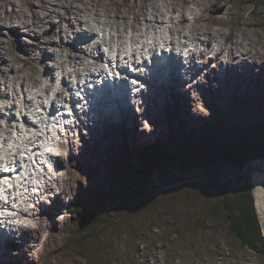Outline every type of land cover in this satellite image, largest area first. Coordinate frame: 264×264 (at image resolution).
Instances as JSON below:
<instances>
[{"label":"rangeland","instance_id":"obj_1","mask_svg":"<svg viewBox=\"0 0 264 264\" xmlns=\"http://www.w3.org/2000/svg\"><path fill=\"white\" fill-rule=\"evenodd\" d=\"M212 34L217 42L207 53L202 42L212 44ZM189 40H198L197 46ZM109 42L126 61L125 56H147L161 46H170L167 56L184 50L183 62L177 56L175 64L185 69L187 80L181 83L172 68L169 81L145 82V90L135 87L134 99H122L128 104L118 108L123 117L116 124L132 134L125 139L116 140L120 131L99 121L92 109L85 110L92 119L87 122L84 105L80 110L77 105L79 114L59 116L55 123L47 115L42 119L39 111L48 108L54 92L64 94L66 82L70 86L72 78L75 83L107 59L114 61L113 53L107 56ZM105 70L117 75L114 66ZM153 71L159 77L163 73ZM101 103L100 113L112 115L114 103ZM133 122L142 135L127 139L135 137ZM1 125L9 127L1 131ZM213 126L221 135L210 147L204 139ZM30 133L56 155L48 159L53 171L42 169L48 174L34 189V207L33 193L16 192L12 204L20 209L7 210L15 214L0 225L14 234L0 248V264H264V257L242 249L228 235L221 210L226 182L234 178L221 161V145L236 140L250 157L241 185L251 179L264 234V202H259L264 201L259 195L264 189V0H0V159L26 158L29 151L16 154L14 149L27 146ZM155 139L164 150L158 143L150 146ZM187 143L193 162L208 154L211 165L186 175L157 160L168 150L184 152ZM140 170L154 181L155 197L135 206L114 205L104 197L114 180ZM82 203L103 216L76 241L80 235H70Z\"/></svg>","mask_w":264,"mask_h":264},{"label":"trees","instance_id":"obj_2","mask_svg":"<svg viewBox=\"0 0 264 264\" xmlns=\"http://www.w3.org/2000/svg\"><path fill=\"white\" fill-rule=\"evenodd\" d=\"M217 138L218 133L212 131L208 132L204 140H207V144L210 145L214 144ZM161 150H164V148L161 147ZM177 150L176 154L168 150V152L157 156V160L163 162L162 166L164 168L171 169L172 171L175 170V172L190 170L194 166L192 146L187 143L184 152L180 151L181 149ZM146 157L147 159L149 158L148 156ZM248 160L246 150L236 140L224 142L222 161L225 165L237 169L238 176L226 182L228 188L227 191L223 192L221 210L227 223L228 235L238 242V245L242 249L253 251L255 254L264 257V234L259 218L254 210L255 207L250 190V183L246 182L242 186L243 179L239 175ZM202 164L207 165V161L205 162L203 160ZM136 166L137 164L135 163L131 169L136 170L137 168L134 169ZM138 172L134 173L132 177L126 175L120 176L113 183L114 185L109 190V195L104 197L114 205L122 203L131 205L149 200L155 190L152 179L147 177L145 171L140 170ZM190 172L188 171L187 174ZM233 189L236 191L234 195H232ZM80 207L82 211L77 209V213H82L81 217H78L79 220H75L74 227L76 230L72 229L73 232L70 235L75 239L76 235L79 234L80 236L75 239L76 241L81 238V234L83 236L89 234L93 230L94 225L103 216V213L95 210L94 207L87 209L83 203Z\"/></svg>","mask_w":264,"mask_h":264},{"label":"bare ground","instance_id":"obj_3","mask_svg":"<svg viewBox=\"0 0 264 264\" xmlns=\"http://www.w3.org/2000/svg\"><path fill=\"white\" fill-rule=\"evenodd\" d=\"M186 29V28H185ZM135 30V29H134ZM188 30H190V29H188ZM195 30V29H194ZM191 32V31H190ZM189 33V32H188ZM193 33V32H192ZM94 34V33H93ZM86 36V35H85ZM211 39H212V44L211 43H209L207 40H206V42L204 41V42H202V44L203 45H205L206 46V48H205V51H207V53L214 47V45H213V43L214 42H217V40H216V35L215 34H212V36H211ZM97 42V41H96ZM189 42H191L192 44H194L195 46H197V44H198V40H189ZM89 45V44H88ZM88 45H86V46H88ZM180 46V48H182L183 46H181V44H179ZM85 46V47H86ZM165 47H167V46H162V49L163 50H165ZM168 47H170V46H168ZM226 47H228V45L226 46ZM152 48V47H151ZM162 50V53L164 52V54H165V52H166V50L165 51H163ZM148 51V50H147ZM181 51V50H180ZM182 51H184V50H182ZM181 51V52H182ZM180 52V53H181ZM176 52H173L172 53V55H170V57H169V60H170V58H172V62H173V69L175 70V71H179L180 70V68L181 67H178L176 64H175V62L176 61H179V58L176 56V54H175ZM185 53V55H186V57H187V61L189 60V56L187 55V53H186V51L184 52ZM134 54H132V56H133ZM168 55V54H167ZM146 56V55H145ZM191 56H193V54L191 55ZM213 57L212 58H215L216 60L217 59H221L222 60V56H219V55H212ZM135 57V56H134ZM133 57V58H134ZM125 59H128V60H130V59H133V58H128V56H125L124 57ZM100 59H101V56H100ZM207 59H210L209 57H207ZM108 60V59H107ZM122 60H124V59H122ZM140 60L142 61V60H144V58L142 57V58H140ZM124 61H126V60H124ZM182 61V60H181ZM108 63L109 62H111V60H108L107 61ZM143 63H144V61H142ZM157 62V61H156ZM185 63V62H184ZM92 65V64H91ZM184 65V64H183ZM186 65V64H185ZM94 66V65H93ZM147 67H149V66H147ZM184 67V66H183ZM187 68H188V66H187ZM95 69V73H99V74H103V75H101L100 77H103V76H105L104 75V73H105V70H103V69H101L100 67H98V69L97 68H94ZM169 70H172V68L171 67H169ZM183 70H185V69H183ZM182 70V71H183ZM187 71V70H186ZM90 74H93V73H91V71L89 70L88 71ZM68 73V72H67ZM70 75V74H69ZM186 75H188V73L186 74ZM179 77V76H178ZM79 78L77 77L76 78V80L75 81H77ZM172 79V78H171ZM178 80V79H177ZM64 81V80H63ZM65 85V84H64ZM120 85H122V83H120ZM41 86V85H40ZM51 86V85H50ZM67 88V87H66ZM64 89V88H63ZM46 90V89H45ZM71 90V89H70ZM66 91H69V88H67L66 89ZM65 91V92H66ZM126 91H129V89H127ZM65 92H64V94H65ZM63 94V90H60V91H58L57 93H56V97H58V98H64V94ZM54 95V94H53ZM123 99H128V96L126 95V98H124V96H123ZM90 100H91V98H90ZM126 104H128V102H126V103H124V100H122V103H121V105H122V107H120V108H124V107H127L126 106ZM130 105V104H129ZM129 105H128V107H129ZM53 106H55V104H53ZM130 108H131V105H130ZM71 110H72V108H71ZM86 110V112H88L89 113V111H90V108H86L85 109ZM130 110V109H129ZM73 112V111H72ZM42 113H43V111H42ZM66 113H67V111H66ZM64 115V114H63ZM88 115V114H87ZM65 116V115H64ZM131 118H133L131 115H129ZM81 117V116H80ZM122 117H123V114H122ZM129 118V117H128ZM92 120V119H91ZM94 120V119H93ZM119 120V119H118ZM64 121V120H63ZM78 121V120H77ZM67 136V135H66ZM74 140V139H73ZM40 143V142H39ZM50 147V146H49ZM42 152V151H41ZM18 153V152H17ZM3 159V158H2ZM2 159H0V164H3V163H5V165L7 166L5 169L8 171V173H12L14 170H15V164L14 163H9L8 161H3ZM10 165L11 164V168L8 166V165ZM40 165V164H39ZM41 165H43V164H41ZM44 168H46V167H44ZM2 168L0 167V170H1ZM55 174V173H54ZM5 178H7V177H0V181L1 180H3V179H5ZM5 181V180H4ZM53 188V187H52ZM262 191H264V189L263 190H261V194H259L262 198H264V192H262ZM23 192L24 193H27V191H25V189L23 190ZM258 195V196H259ZM260 203L261 202H264V201H262V200H260L259 201ZM15 210V209H13V208H3V210ZM261 209L263 210V208L261 207ZM10 215H14L15 213H9ZM263 216H264V212H263ZM16 217H20V216H16ZM4 219L5 220H9L10 219V216H5L4 217ZM16 220V219H15Z\"/></svg>","mask_w":264,"mask_h":264}]
</instances>
